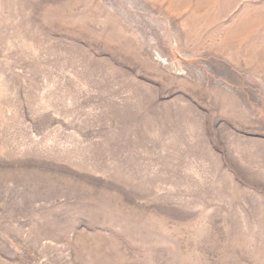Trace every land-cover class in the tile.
<instances>
[{
	"label": "rangeland",
	"instance_id": "1",
	"mask_svg": "<svg viewBox=\"0 0 264 264\" xmlns=\"http://www.w3.org/2000/svg\"><path fill=\"white\" fill-rule=\"evenodd\" d=\"M205 1L0 0V264H264V0Z\"/></svg>",
	"mask_w": 264,
	"mask_h": 264
},
{
	"label": "bare ground",
	"instance_id": "2",
	"mask_svg": "<svg viewBox=\"0 0 264 264\" xmlns=\"http://www.w3.org/2000/svg\"><path fill=\"white\" fill-rule=\"evenodd\" d=\"M204 1H205V0H204ZM206 1H209V3H207ZM206 1H205L206 3L204 2V4H207V7H208V4H209V5H210V4H215V1H216V0H206ZM223 1H224V0H223ZM226 1H227V0L224 1L225 5H226ZM200 3H202V1H201ZM227 3H228V1H227ZM218 4H219V3H218ZM214 6H215V5H214ZM214 6H213V7H214ZM216 6H217V4H216ZM216 6H215V9L217 8ZM200 7H202V4H201ZM203 7H204V5H203ZM203 7H202L201 9H203ZM205 7H206V6H205ZM211 7H212V6H211ZM220 7H222V6L220 5ZM220 7H219V5H218V8H220ZM228 7H229V6H228ZM224 8H225V7H224ZM224 8H223V10H221V11H224V10L226 9V8H225V9H224ZM205 9H206V8H205ZM208 9H209V8H208ZM212 9H213V8H212ZM215 9H214V10H215ZM206 10H207V9H206ZM209 10H210V9H209ZM226 10H227V9H226ZM219 13H221V12L219 11ZM221 14H222V13H221ZM219 15H220V14H219ZM257 17H258V16H257ZM242 23H243V22H242ZM244 23H245V22H244ZM244 23H243V24H244ZM241 25H242V24H240V25H238V26H241ZM244 25H245V24H244ZM241 27H242V26H241ZM246 27H247V26H246ZM243 28H245V26H243ZM238 29H239V28H238ZM237 31H238V30H237ZM237 31H236V32H237ZM232 33H233V32H232ZM237 33H240V34H241L240 31L237 32ZM237 33H236V34H233V35H236V36H235L236 39L238 38V36H240L239 34L237 35ZM230 35H231V32H230ZM230 35L228 34V37H229ZM233 35H232V37H233ZM241 35H243V34H241ZM230 37H231V36H230ZM230 37H229V38H230Z\"/></svg>",
	"mask_w": 264,
	"mask_h": 264
}]
</instances>
